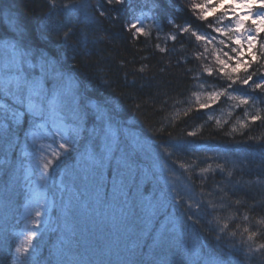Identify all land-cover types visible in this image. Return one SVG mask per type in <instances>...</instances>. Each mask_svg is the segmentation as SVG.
Here are the masks:
<instances>
[{
    "label": "trees",
    "instance_id": "1",
    "mask_svg": "<svg viewBox=\"0 0 264 264\" xmlns=\"http://www.w3.org/2000/svg\"><path fill=\"white\" fill-rule=\"evenodd\" d=\"M71 2L74 0H56L57 7L52 8L50 0H0V63L6 40L26 46L33 64L46 58L55 71L74 82L75 103L86 119L97 104L115 116L119 141L116 159L102 175L88 168L83 148L62 158L57 171L67 173L63 184L67 191L53 197L51 222L35 244L31 264H208L217 258L225 264H264V250L249 253L248 233L243 232L244 227L259 232L253 248L264 243V225L257 223L264 219V120H250L256 107L264 110V103L236 106L237 101L222 96L197 111L193 92L212 90L198 88L200 81L227 82L206 74L200 81L193 79L206 63L195 59L203 47L190 32L180 33L189 25L219 39L209 26L222 14L200 20L201 14L190 0H124L121 5L80 0L92 18L89 23L84 12L69 14L61 7ZM232 19L225 18L223 23ZM133 23L142 24L147 35L135 34L130 28ZM65 33L69 34L67 40ZM171 35L177 39L173 41ZM35 71L40 74L39 69ZM250 71H257L255 81L264 67L253 62ZM239 72L243 75V68ZM51 79L49 75L46 80L48 89L53 87ZM233 89L238 90L234 94L264 100V93L252 91L251 82ZM200 102H207V96L201 95ZM0 103L18 108L2 95ZM189 107L192 110L184 115ZM7 123L10 129L15 127L17 135L10 142L0 130V264L14 262L17 222L27 184L24 135L31 119L24 113L19 124ZM87 127L90 133L91 119ZM192 131L195 136L188 135ZM154 154H162L166 167L179 174L174 176L183 183L179 195L169 194L158 180ZM193 160L196 166L189 172L179 167ZM208 164L213 171L197 175ZM217 164H223L225 171ZM189 196L205 202L198 213L199 224L187 220ZM209 200L225 207L208 208ZM217 215L229 224L223 233Z\"/></svg>",
    "mask_w": 264,
    "mask_h": 264
},
{
    "label": "snow or ice",
    "instance_id": "2",
    "mask_svg": "<svg viewBox=\"0 0 264 264\" xmlns=\"http://www.w3.org/2000/svg\"><path fill=\"white\" fill-rule=\"evenodd\" d=\"M51 7L56 8V0H50ZM109 5H121L124 0H107ZM224 0H205L203 5H195L194 7L202 8L203 14L198 16V19L205 20L207 12H215L216 6L222 5ZM232 5L239 4L242 9H246L243 15H237L234 8L231 6L217 18L215 25H210L212 32L217 33L220 37L211 36L208 33H198L192 30L189 25L180 29V33H189L195 37L197 42H200L203 51L195 54V59L206 61L200 65L201 72L193 77L194 80L200 81V76L206 74L210 77H216L226 81L224 85L215 83L209 84L207 81H200L198 88L203 90L205 86L212 89L209 92H193L198 104L197 111L207 109L211 103L216 102L222 96H227L229 100L237 101L236 106L248 105L250 101L256 107L259 103H264L259 97H251L247 93H237V89H233L234 85L239 84L241 87L250 85L252 91L259 90L264 93V72H259V79L253 80L257 76V71H250L253 68V62L258 67H264V40L261 39V34L264 33V0H231ZM258 5L261 11H254L253 6ZM61 7L69 14L85 13V18L89 23L93 22L92 18L87 15L86 4L80 0L68 4H62ZM231 13L233 19L231 23L224 24V19ZM104 16L103 11L100 12ZM247 24V26H246ZM131 29H135L138 35H147L143 25L137 26L136 23L131 24ZM69 34L65 33L64 39L67 40ZM173 41L177 39L176 35L169 37ZM13 39H16L13 37ZM211 51L209 50V46ZM217 45L221 47H217ZM159 47V45H157ZM228 48V51H224ZM161 52L167 51L165 48L159 49ZM247 51V57L245 55ZM232 53V54H230ZM211 57V58H210ZM243 68V75L239 70ZM36 69H39V75L36 74ZM50 69H53L50 73ZM144 69L141 68L140 71ZM51 75L53 87H46V80ZM232 91H229V90ZM0 95L6 99H11L13 104L19 105L25 109L31 116V127L25 131L24 145L28 146L29 140L36 147V151L41 153L43 163L41 168V179H47L52 173L61 166L62 158L67 157L72 152H79L83 148V154L88 161V168L93 171L103 174L106 166L111 167L112 161L116 159V151L118 150V137L115 135V116L102 104H97L92 111L91 122L93 127L89 133L87 127L88 119L81 112L79 106L73 105L75 96L74 82L70 77H65L63 73L55 71L54 66L41 57L37 64L32 63L31 52L26 50V46H22L19 41L15 44H10L7 40L4 43L3 61L0 63ZM201 95L207 96V102H200ZM191 107L185 110L184 115H188ZM262 109L256 107L255 114L251 115V122L264 120ZM247 115V109L245 110ZM24 112L19 108H12L7 103H0V130L3 131L5 138L10 142L16 138L15 127L9 128L8 121L13 125L19 124ZM219 123V121L217 122ZM241 124V128L245 127ZM99 129V135L97 133ZM235 131V129H233ZM39 134V135H38ZM189 136H195L196 132L188 133ZM50 139L51 143H40L42 140ZM251 139V137H250ZM19 143L18 140L15 141ZM90 145V146H86ZM166 154L171 156L172 153L167 148L164 149ZM25 155H28L25 152ZM50 157V158H49ZM55 162V164H54ZM196 166V160L191 164L180 163L179 167L185 172ZM217 168L224 172V165L217 164ZM51 169V171H50ZM213 171L212 165L202 167L197 175L203 176L205 173ZM117 177L121 175V165L116 166ZM232 172H228L230 177ZM190 178V177H189ZM122 184V180L120 181ZM175 191V189H174ZM179 195V193H177ZM211 195V194H209ZM203 197V192L201 193ZM189 202L186 205L185 211L189 213L187 220L193 224H199L200 218L198 213L203 210L204 200H194L192 196L188 197ZM177 204L181 203L180 199L176 200ZM239 204L240 201H236ZM207 207L215 210L217 207L224 208V204L217 206L211 200L207 202ZM40 215L39 211L36 213ZM234 219L235 217H231ZM245 221L249 220V216H243ZM216 222L220 225V233L225 232L229 228L227 222H221L220 217L216 216ZM258 224L264 225V219L257 221ZM244 233H248V251L264 250V243H260L253 248L252 244L259 235L258 231L250 230L249 227H244ZM36 233L32 232L28 236L27 244L24 247H17L16 252H28V245H31L33 236ZM229 235L235 236V232H230ZM220 237L218 236L217 239ZM208 264H225L222 258L209 260Z\"/></svg>",
    "mask_w": 264,
    "mask_h": 264
},
{
    "label": "rangeland",
    "instance_id": "3",
    "mask_svg": "<svg viewBox=\"0 0 264 264\" xmlns=\"http://www.w3.org/2000/svg\"><path fill=\"white\" fill-rule=\"evenodd\" d=\"M190 2L192 3L194 9H196L200 14H203L202 8H197L194 6L203 5L205 3V0H190ZM230 6L235 9L237 15H243V13L246 11V9H242L239 4L232 5L231 0H224V3L222 5L216 6L214 13L211 11L207 12V17H212L215 15L218 16L220 13L223 14ZM257 8H259L258 5L253 6L254 11H256ZM226 18L233 17L231 13H229ZM2 49L4 50V45L1 50ZM76 94L77 92L75 91V96L73 99L74 106H76ZM17 107L19 109H22L21 111H23L30 119H32L30 114H28L25 109L21 108L19 105H17ZM40 143L48 144L51 143V140H42L40 141ZM36 147H38V145L33 146L31 144V141L29 140L28 146L25 148L23 154L25 168L24 171L27 184L25 186V204L17 222L16 248L24 247L27 244L28 236L31 235L32 232H35L36 235L33 236L31 245H28V252L22 251L21 253H17L15 249L13 264H31V261L34 258L35 244L38 238L41 236L43 230L51 222L50 212L53 206V197L59 195L62 191L66 190V187L63 184L67 173H61L56 170V172L52 173L51 176H49L47 179H41L40 165L43 163V159L41 157V153L36 151ZM25 152H27L28 155H25ZM73 153L74 152H72L71 154ZM154 159V169L156 175L158 176L156 177L162 184H164L165 190H167V192L171 195L177 194L180 190L182 191L183 183L180 182V179L174 178V176H178L179 174L172 173L169 170L170 168L166 167V162L163 160V155L154 154ZM158 159L161 162L157 164L156 161ZM162 163L164 164V167H162ZM175 169L180 172L179 168ZM72 170L73 168L70 167L71 172ZM184 187L186 186L184 185ZM37 211H39L40 213L39 216L36 215Z\"/></svg>",
    "mask_w": 264,
    "mask_h": 264
}]
</instances>
